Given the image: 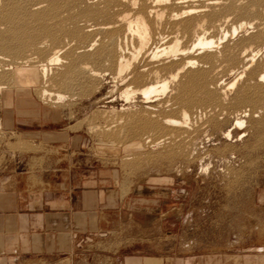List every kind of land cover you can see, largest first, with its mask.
I'll return each instance as SVG.
<instances>
[{
  "label": "rangeland",
  "instance_id": "1",
  "mask_svg": "<svg viewBox=\"0 0 264 264\" xmlns=\"http://www.w3.org/2000/svg\"><path fill=\"white\" fill-rule=\"evenodd\" d=\"M216 1L193 18L204 37L220 40L217 48L191 52L196 35L179 25L173 31L184 54L148 66L143 52L135 55L137 40L128 39L122 49L132 55L130 66L118 73L110 60L91 58L93 49L83 53L93 24L82 12L86 2L0 0V209L13 196L7 176L23 198L25 181L42 177L58 194L66 183L92 193L75 195L68 207L97 210L104 198L108 220L96 215L93 233L107 241L105 249L130 244L122 254L154 256V264H264V81L257 80L264 0ZM170 28L155 32L148 46L164 43ZM252 51L259 53L242 68ZM55 52L60 63L48 68L49 83L16 82L15 67L36 70ZM190 60L195 64L175 75ZM161 81L169 85L164 94L146 101L136 93ZM125 90L135 93L126 100ZM237 119L244 120L239 128ZM136 140L142 147L127 150ZM65 199L56 194L51 206ZM8 243L0 236V264H72L54 251L21 247L19 235L15 246Z\"/></svg>",
  "mask_w": 264,
  "mask_h": 264
},
{
  "label": "bare ground",
  "instance_id": "2",
  "mask_svg": "<svg viewBox=\"0 0 264 264\" xmlns=\"http://www.w3.org/2000/svg\"><path fill=\"white\" fill-rule=\"evenodd\" d=\"M55 1L57 2V0H55ZM72 1L74 3L81 2V1H83L84 3L86 2L87 3V4H85L86 7L83 9L82 12H83V14H86L87 17H90L93 21V24L90 26L92 29L89 30L90 33L88 32L90 34V39H89L90 41L88 42V45L84 48L83 53L90 52L93 49L92 53L90 54L91 58L93 57L96 61H98L100 63L103 61H109L110 60L112 65L115 66V68L118 70L117 71L118 73L123 72V70H125L126 68L128 69V67L130 66L129 61L131 59L129 58V56L131 54H128L127 52L125 53V51L122 49L123 43L125 44V42L128 39H136L137 40L138 49L135 52V55L136 54L138 55V54L143 52L146 55V57H144L146 59H144V60L148 66L154 65V61H157L158 59L163 58V57L165 59H166V57L167 58H174V55H176L179 51L182 54H184L183 52L185 50L179 49V43H178L179 39H177L175 37L176 33L174 34V31H173V29H175V28L177 29V27L179 25L182 26V29H183V31H185V33L193 32V33H195L194 36L196 35V37H195L196 39L194 38L195 41L193 40L194 43L192 45L191 52L197 51V50L198 51L195 52L196 54L197 53L201 54L204 52H210L213 50L214 46H216V48H217V44L220 43V40L214 41L212 38L204 37L205 32L202 31L203 26L200 25V22L198 21V19L193 18L194 15H198L200 13V11H198L199 8L205 7L206 5H208V6L209 5L212 6L214 4L216 5L218 3L216 0H72ZM48 2H50V1H48ZM56 2H54V3L56 4ZM38 3L37 4L35 3L36 7H38ZM41 3H39L40 8H41ZM61 4H62V2H61ZM80 4H83V3H80ZM12 5H14V4H12ZM69 5H70V3H69ZM72 5H71V7H72ZM13 9H11V10H13ZM17 10H19V9L17 8ZM15 12L16 11H14V13ZM14 13H13V15H14ZM190 16H192V18H190V19L187 18ZM2 17H4V16H2ZM5 18H6V15H5ZM183 18H186V19L183 20ZM181 20H183V21H181ZM166 26L171 27L170 28L171 31L169 33H167L166 41L164 43H162L161 45H158V46H154V47L148 46L150 38L152 37V35L157 31L164 30ZM237 28L238 27H234L232 29L231 33L233 34L237 30ZM193 33H191V34L193 35ZM158 35H159V33H158ZM173 35H174V37H173ZM96 36L101 37V40L98 41L95 38L97 40L96 41L94 39V37H96ZM224 37H225V35L223 36V38ZM97 42H99V43L97 44ZM94 47H96V48H94ZM258 51H261V50H258ZM258 51H255V52L252 51V54L250 56H248L249 58L244 59L245 65L242 66V68L247 69V67L249 65L251 66V63L254 60V57ZM57 54L58 53L55 52L51 57H49L45 61V63L44 62L40 63V65L37 66V68L39 67V69H40V70H38V71H40L39 77H36V75H35L37 72L36 71L37 68H36V70L34 68H28L30 64L26 68H23L24 66L23 67H21V66L15 67L14 68L15 72L13 70L12 73H14L13 75L16 79V82L19 85L26 87V86L34 84L35 82L38 81V79H41L42 81L46 82L45 84H47V82L50 80V79L47 80L48 73H49L48 68L54 64L60 63V57ZM193 64H195L194 60H190L186 64H183L184 66L179 68L175 75H178L180 72L183 71L184 68H186L187 66H192ZM34 67H36V66H34ZM34 70L36 71L35 74H34ZM93 73H95V72H93ZM91 75H93V74H91ZM240 77H241V74H240ZM257 80L261 81V82L264 81V71H262L258 75ZM234 83H235V80L231 81L228 84V86H233ZM168 86L169 85H168L167 81H161V82H157L155 84H147V85L143 86V88L138 89V91L136 93L141 94L144 98H146V101H147V99H149L150 97L152 98L153 95L156 96V94H159V93L162 94L163 92H165L166 89L168 88ZM1 88L2 87H0V89ZM122 93H123L124 98L127 100L128 98L131 97V95L133 93H135V91L125 90ZM41 94H42V96L52 95L51 93H48L47 90H45V89H43L41 91ZM54 95H55V98L57 99V101L64 98L60 94H54ZM189 116L190 115L188 112L183 111V119H182L183 122H186V120H188ZM243 123H244V120H242V119H237L235 122V124H236V126H238V128L241 127ZM165 124L180 126L182 124V122H180L178 120L166 119ZM150 125L151 124H147V122L145 124H143V126L146 128L147 127L150 128ZM153 127H155V126H153ZM153 127L151 126V128H153ZM159 130H160V128H159ZM239 130H241V129H239ZM240 133L242 134L241 131H240ZM243 135L244 134H242L241 136H243ZM225 136L227 138L232 137L231 136V129H228L225 132ZM141 145L142 144L140 143V141L136 140L135 144L128 146L126 149L127 150H130V149L138 150L142 147Z\"/></svg>",
  "mask_w": 264,
  "mask_h": 264
},
{
  "label": "crops",
  "instance_id": "3",
  "mask_svg": "<svg viewBox=\"0 0 264 264\" xmlns=\"http://www.w3.org/2000/svg\"><path fill=\"white\" fill-rule=\"evenodd\" d=\"M6 179L13 189L6 191V194L12 193L13 196L9 202H6L4 208L0 209V236L2 239L6 238L7 242H13L8 244L15 246V236L19 235L21 247L32 249L36 253H41L43 250L54 251L63 255L62 258L69 259L72 264H137L138 260L135 259H139V263L142 259H148L150 264H154L156 260L158 261L157 257L139 253L122 254V249L129 247L130 244L112 250L105 249L107 241L101 242L94 238L95 216L97 215L98 222L100 218L102 221L108 220L109 211L104 205V198H101L102 205L97 210L84 205L68 207L72 205L75 195L79 200L81 196L84 198L85 195L92 193L85 189L78 193L74 187L66 183L62 190L64 192L58 194V191L52 192L49 183L40 177L36 184L25 181L23 189L25 198H23L20 196V191L14 189V176H7ZM100 192L103 195V190ZM56 194L66 199L61 206L54 207L51 206V199L56 198ZM20 219L23 222L18 225ZM133 258L134 260H131Z\"/></svg>",
  "mask_w": 264,
  "mask_h": 264
}]
</instances>
